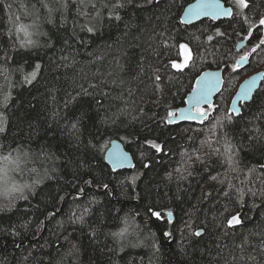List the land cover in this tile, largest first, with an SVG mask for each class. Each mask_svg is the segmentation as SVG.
Here are the masks:
<instances>
[{"label":"trees","instance_id":"trees-1","mask_svg":"<svg viewBox=\"0 0 264 264\" xmlns=\"http://www.w3.org/2000/svg\"><path fill=\"white\" fill-rule=\"evenodd\" d=\"M191 1L131 0L119 20L103 6L115 0H87L82 11L79 0L0 4V157L13 162L0 182V264H264V196L247 191L264 187V79L240 115L228 111L240 82L264 71V0H223L229 19L184 25ZM14 16L35 25L34 45L9 31ZM182 46L190 57L178 69ZM218 68L223 86L205 122L168 124L195 78ZM112 139L132 155L131 170L105 162Z\"/></svg>","mask_w":264,"mask_h":264},{"label":"water","instance_id":"water-1","mask_svg":"<svg viewBox=\"0 0 264 264\" xmlns=\"http://www.w3.org/2000/svg\"><path fill=\"white\" fill-rule=\"evenodd\" d=\"M201 2V0H193L188 3L180 17L179 21L184 25H191L203 19H208L211 21H218L222 19H229L232 16L233 10L230 6L226 5L222 0H219L220 9L216 14L209 13L208 15H195L190 10L193 5ZM231 9V14H227V10ZM246 40L239 41L236 45V51H241V48L245 45ZM247 59L238 58L236 61V68L241 69L247 66L249 57ZM264 79V71H257L252 75L246 77L238 85L236 92L233 94L232 99L229 104L228 111L234 117L240 115L241 113V104L249 103L252 100L253 94L260 87ZM201 82H208L210 84V89L207 93V99L201 101L199 104H196L192 97L196 94L194 89H199ZM223 86V69H206L202 71L194 80L193 88L187 93L184 105L178 107L170 112H175L177 114L176 118L167 117L168 124H179V123H201V117L198 115V110H206L207 107L211 106L214 103L215 97L219 94ZM183 111L185 115L181 117L179 114ZM209 113V112H208ZM209 116V115H208ZM113 151H118L122 157H126L120 164H114L112 159ZM104 160L110 169L113 172L122 171V170H131L134 167V161L132 155L127 151L123 144L116 140L112 139L109 142L108 147L104 153ZM262 167L264 169V153L262 159ZM169 220L172 221V216H168Z\"/></svg>","mask_w":264,"mask_h":264},{"label":"snow or ice","instance_id":"snow-or-ice-1","mask_svg":"<svg viewBox=\"0 0 264 264\" xmlns=\"http://www.w3.org/2000/svg\"><path fill=\"white\" fill-rule=\"evenodd\" d=\"M74 2H75V0H74ZM86 2H87V0H79V4L81 6V8H80L81 11L83 10V6L85 5ZM146 2L151 3L152 0H146ZM3 3H4V0H0V4H3ZM126 3H131V0H115L114 3L105 2L103 4V6L105 8H109V7L112 8L113 12L110 14V18H112L114 16L115 19L119 20L120 16L115 14V10L119 9V8H123ZM235 3L237 5V7H240V8L248 6L246 3V0H235ZM63 6L67 7V3L65 2V4ZM6 7L10 10L12 5L8 4V5H6ZM90 7L92 10H95V9H97L98 5L96 3H90ZM219 9H220L219 0H201V2L193 5L190 11L192 13H194L195 15H201V14L208 15L210 12L213 14H216V12H218ZM227 14H231V9L227 10ZM237 14L242 16L243 15L242 10L240 12H238ZM84 15H89V13L85 12ZM96 15L99 18L101 14L99 12H97ZM244 19H245V22L248 23L247 18L245 17ZM19 21H20L19 16H14V18L10 17L9 23L12 25V28H10L9 31L10 32L15 31L17 33V39H21V47H23L25 45H34L35 42L31 39V36L34 33L29 32V28L30 27L34 28L35 25L25 26L23 24H20ZM259 24L264 26V18L260 19ZM82 27H86V30L88 32H93V30H94L92 27H87L86 25H84ZM250 27H251V25H250ZM19 34H23L22 37ZM218 35H221V33H218ZM208 39L211 40L212 38L209 37ZM261 44H264V41H261ZM255 50L256 49L253 48V51H255ZM242 59H247V57L245 56ZM172 66L176 67L175 64H173ZM39 67H40L39 65H36L37 69H39ZM35 75H36L35 72L31 73V77L33 79L35 78ZM155 79L157 81H159L160 76L158 74H156ZM26 81L28 83H31V80L28 79V77H26ZM209 89H210V84L208 82H201V86L199 87V89H194V92L196 94L192 97L193 101L196 104H199L201 101L206 100L207 99V93H208ZM6 99H7V97H6ZM179 115L181 117H183L185 115V113L183 111H181ZM198 115L201 117L200 122L202 123L204 120H206L208 118L209 113H208V111H205V110H198ZM168 116L171 118H176L177 114L175 112H170V113H168ZM213 127H215V125H213ZM72 128L75 129L76 125L73 124ZM4 130H5L4 127L2 125H0V132H4ZM151 146L153 148H155L157 152L161 151L160 146H158L154 143ZM216 151L219 152V149H217ZM225 155H226L225 163L228 165L230 171L233 173H237L239 171L238 162L235 160L234 153L231 151L230 147L226 150ZM4 159H5V161H7L8 157H5ZM112 159H113L114 164H120L123 162L124 159H126V157H122L118 151H113ZM192 159H193L192 156L187 157V161H191ZM195 159L199 160L200 157L197 156V157H195ZM187 161H185V168H184V171H186V172L188 171ZM145 166L147 167V165H145ZM177 171H180V169H177ZM251 171H253V170H249V172H251ZM188 174L191 175L190 172H188ZM168 179H171V176H169ZM216 179H217V177H213V180H216ZM0 182H2L5 186L7 185V183H8V172L6 170L4 171L3 175L0 176ZM219 182L221 184H225L226 178L224 180H220ZM249 182H251V181H249ZM242 183H243V181H242ZM261 184L264 185V180L261 181ZM227 186L228 187H234L230 183ZM103 187L107 188L108 185L105 184V185H103ZM15 190L19 191L21 193V196L23 197V190L22 189L17 187ZM237 191L240 193L241 198L245 195V192L243 189H237ZM247 191H248V193H250L253 196H255L257 194L264 196V187H261L259 192L253 191L251 188H249ZM225 195L227 196L228 193L225 192ZM24 198L26 199V197H24ZM0 210H3V209H0ZM85 211H87V209H85ZM154 214H156V213H154ZM73 215H75V213H73ZM168 215L171 216L172 213L169 212ZM77 219L82 220L83 216L81 215V216L77 217ZM240 222L241 221H240L238 215L232 216L231 219L226 221L228 226H232L233 224H239ZM114 235L122 236L123 232L114 233ZM166 235H171V233H166ZM195 235L199 236V235H201V232L197 231L195 233Z\"/></svg>","mask_w":264,"mask_h":264},{"label":"rangeland","instance_id":"rangeland-1","mask_svg":"<svg viewBox=\"0 0 264 264\" xmlns=\"http://www.w3.org/2000/svg\"><path fill=\"white\" fill-rule=\"evenodd\" d=\"M262 40H264V29H263V36H262V38H261V41ZM245 46V45H244ZM243 46V47H244ZM243 47L241 48V51H242V49H243ZM258 47V45H254L252 48H251V50L249 51V52H246V53H244V54H242L241 56H245V55H249L250 53H253L254 51H253V48H257ZM182 56H181V59L180 60H178V61H174L173 63H172V65L173 64H175L176 65V67L175 68H182L187 62H188V60H189V57H190V51H189V49L186 47V46H182ZM240 51V52H241ZM241 56H239V57H241ZM235 67H236V64L234 65ZM238 88V87H237ZM237 90V89H236ZM232 99V98H231ZM231 99H230V101H231ZM230 101H229V104H230ZM227 103V102H226ZM214 104V103H213ZM213 104L211 105V106H209V107H207L206 108V110L209 112V114L211 113V111H212V109H213ZM229 106V105H228ZM229 108V107H228ZM209 117V116H208ZM0 160H1V171L2 172H4L5 170H7L9 167H11V166H13V162L10 160L9 161V163L6 165L5 163H3V161H4V158L3 157H0Z\"/></svg>","mask_w":264,"mask_h":264},{"label":"bare ground","instance_id":"bare-ground-1","mask_svg":"<svg viewBox=\"0 0 264 264\" xmlns=\"http://www.w3.org/2000/svg\"><path fill=\"white\" fill-rule=\"evenodd\" d=\"M223 1V0H222ZM224 2V1H223ZM238 52V51H237ZM240 52V51H239ZM245 56H248L249 57V55H245ZM245 56H241V57H245ZM241 57H239V58H241ZM238 59V58H237ZM237 61V60H236ZM248 62H249V60H248ZM235 64H236V62H235ZM248 65V64H247ZM245 68V67H244ZM242 69V68H241ZM255 73V72H254ZM253 74V73H252ZM251 74V75H252ZM250 76V75H249ZM241 83V82H240Z\"/></svg>","mask_w":264,"mask_h":264}]
</instances>
